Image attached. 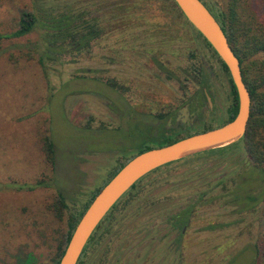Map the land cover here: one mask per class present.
Here are the masks:
<instances>
[{
  "label": "rangeland",
  "instance_id": "1",
  "mask_svg": "<svg viewBox=\"0 0 264 264\" xmlns=\"http://www.w3.org/2000/svg\"><path fill=\"white\" fill-rule=\"evenodd\" d=\"M201 1L208 7L207 3L222 6L226 0ZM248 2L264 19V0ZM26 7L86 10L98 17L104 31L79 57L50 66L47 76L36 58L19 54L25 51L23 46L39 39L40 29L6 40L0 47V264H21L25 259L31 264H53L67 215L102 186L122 151L125 155L136 151L142 117L177 109V119L189 118L188 108L181 106L182 69L201 62L215 75L211 84L215 110L213 115L205 114L207 123L221 126L232 100L219 59L169 0H0V32L13 31ZM191 52L195 58L191 59ZM174 75L178 79H172ZM187 86L190 93L195 88L191 81ZM43 129L54 143V167L39 149ZM187 130L193 134L199 126ZM195 154L139 183L148 187L135 201L141 205L137 214L144 219L134 230L129 224L121 227V237L113 239L102 264L253 263L263 234L262 201L238 212L231 197L215 198L222 185L197 203L179 239L176 231L167 230L173 212L208 190L203 178L181 180L198 166L216 167L215 155ZM232 159V163L240 160L237 155ZM249 169L236 177L234 190L247 192L251 187L257 195L264 176ZM228 176L226 186L233 189L235 174ZM153 179L157 181L149 182ZM39 180L42 185L26 188ZM179 180L180 186H170ZM58 193L68 205L62 219L48 208ZM132 230L133 235L139 232L135 245L125 240Z\"/></svg>",
  "mask_w": 264,
  "mask_h": 264
},
{
  "label": "trees",
  "instance_id": "2",
  "mask_svg": "<svg viewBox=\"0 0 264 264\" xmlns=\"http://www.w3.org/2000/svg\"><path fill=\"white\" fill-rule=\"evenodd\" d=\"M169 1L172 7L176 8L179 14L185 19V22L190 24L175 1ZM207 5L208 7H206L217 20L227 38L230 48L239 60L242 80L251 98L250 116L246 131L243 137L238 141L206 151L207 155H215L216 162L218 161L212 164L216 166L215 168H213V166L207 167L208 165L198 166L196 170H192L189 174L183 175V178L181 177V180L189 179L194 180L193 182L203 178L204 181H207L208 190L196 193V195H193L190 199L191 201L188 205L179 207L173 212L167 220V229H169V231H176L179 239L182 235L183 226L188 224L197 203L203 199L206 192L213 191L217 186L222 185L220 188L216 189L219 193L215 195V198L231 197L230 202L237 203L238 212L253 209L259 200L262 201L261 226L263 234L261 237V245L256 250L252 264H264V185L261 186L257 195L252 193L251 187H247V192H236L234 190L235 184H237L236 177L248 171V167L251 168V170L249 169L250 172H253L252 169L255 168L264 176V19L260 18L261 15L258 16V13L250 6L248 0H226L222 6L209 3H207ZM98 20L97 16L86 10L74 11L68 8L56 12L51 8L40 11V9L37 10L35 7H26L20 11L17 27L13 31L0 32V47L6 40L23 37L36 28L40 29L39 39L29 45L23 46L25 51L20 50L19 54L30 59L36 58L43 74L47 76L50 66L60 65L66 62V60H73L79 57L83 51H86L91 46L93 40L98 39L104 33L102 27L99 26ZM191 27L194 28L192 25ZM194 30L197 32V35L204 40L206 46L217 56L229 81L232 102L226 110L227 116L223 123L225 124L232 120L237 113L236 89L227 66L205 38L195 28ZM17 47L21 46L18 45ZM10 57L17 60L13 54H10ZM190 57L191 59L195 58V53L191 52ZM180 76H182L179 81L180 86H187L191 81L197 87L193 96L188 97V93H186L188 98L184 106L188 108L190 114L189 118L185 121L175 120V118L171 116L172 112L168 109L166 113L165 111L157 112L154 115H148V118L145 119L141 116L142 120L138 122L141 134L136 151L131 155H125L122 151V156L118 158L117 165L109 171L102 186L97 187L80 208L69 212L67 215V229L58 241L53 257V264H58L77 222L95 195L118 172V170L127 163V161L141 152L154 147L171 144L181 138L191 135L192 133L188 132L187 129L195 127L196 125L199 126L198 132L220 126H213L205 120V114H214V112L209 109L205 96V92L211 86L212 82L210 71L203 63L199 62L195 64L192 62L190 66L180 71ZM172 79H178V77L174 75ZM107 82L111 86H116L113 81ZM39 149L46 163L54 167L55 148L51 136L47 133V129H43L40 133ZM193 155L196 154L190 156ZM236 155L240 160H238L237 163H232L231 160H233L232 158ZM187 157L158 167L140 178L122 195V198L113 205L112 209L116 208L119 204L125 206L129 204L131 200L140 196L148 187H146V185L139 186V183L150 174L163 167L187 159ZM230 172L235 174L231 182V184H233V189H229L228 186H226V183L229 182L228 175ZM153 181H157V179H153L149 182ZM167 182L168 179H166V184H168ZM181 182L183 181L179 180L170 186H180ZM42 184L43 181L39 180L36 184L26 185V188L33 189ZM48 208L57 219H62L66 210H68V205L64 196L58 193L53 202L48 204ZM21 264H31V261L30 259H25Z\"/></svg>",
  "mask_w": 264,
  "mask_h": 264
},
{
  "label": "water",
  "instance_id": "3",
  "mask_svg": "<svg viewBox=\"0 0 264 264\" xmlns=\"http://www.w3.org/2000/svg\"><path fill=\"white\" fill-rule=\"evenodd\" d=\"M187 21L205 38L227 66L237 94V113L229 122L141 152L125 163L101 188L77 222L58 264H76L93 230L113 205L140 178L167 163L243 137L250 116L251 98L242 80L240 63L220 25L201 0H174ZM210 102V97L207 96Z\"/></svg>",
  "mask_w": 264,
  "mask_h": 264
},
{
  "label": "flooded vegetation",
  "instance_id": "4",
  "mask_svg": "<svg viewBox=\"0 0 264 264\" xmlns=\"http://www.w3.org/2000/svg\"><path fill=\"white\" fill-rule=\"evenodd\" d=\"M206 6V5H205ZM205 67L210 71V75L212 77V82L214 81L215 75L211 71L208 66L205 65ZM166 69V68H165ZM166 73V70H165ZM227 82H229L227 80ZM193 91L190 93V87L189 86H179L181 89V98H184V101L182 102L181 106L185 105V102L188 97L193 96L194 91L196 90V86H194ZM230 87V85H229ZM230 89V88H229ZM185 91V92H184ZM186 93H189L188 97L185 96ZM231 95L232 100V94L231 89L229 91ZM206 101L208 103L209 109L214 112L215 110V95L213 94L211 90V86L208 88V90L205 92ZM207 96L210 97L211 105L209 104V101L207 100ZM232 102V101H231ZM231 104V103H230ZM229 104V105H230ZM229 107V106H228ZM227 107V109H228ZM226 109V110H227ZM171 111L172 115L175 120L177 119V113L179 110L177 109H169ZM168 111H165V113ZM209 166V165H208ZM136 198L130 201L129 204H126L123 206V204H119L116 208L112 209V211L109 213V211L106 213L104 218L99 222V224L96 226V228L93 230L92 234L90 235L89 239L87 240L76 264H102L106 261V259L109 257V251H110V244L113 241V239H118L121 237V227H126L128 224L130 225V228L135 229L137 223H140L141 220H143V214L141 215L137 214L138 211H136L138 208H140L141 205L136 204ZM135 209V210H134ZM162 218V229H163V235H166V213H164ZM134 225V226H133ZM170 227V226H169ZM186 225L183 226L182 233ZM168 228V226H167ZM133 230L126 236V242L130 243L131 245H135L139 243V235L137 232L135 235L132 234ZM169 231V229H167ZM171 232V231H169ZM147 233H149L147 231ZM148 238V237H147ZM146 239V238H144ZM131 241V242H130ZM142 242V241H141ZM148 243V239L143 241V246H146Z\"/></svg>",
  "mask_w": 264,
  "mask_h": 264
}]
</instances>
